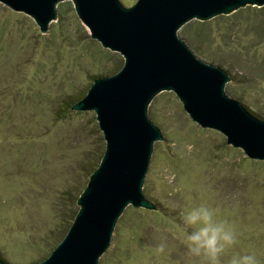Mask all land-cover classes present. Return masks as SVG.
Wrapping results in <instances>:
<instances>
[{"label": "rangeland", "instance_id": "obj_1", "mask_svg": "<svg viewBox=\"0 0 264 264\" xmlns=\"http://www.w3.org/2000/svg\"><path fill=\"white\" fill-rule=\"evenodd\" d=\"M58 5L62 13L42 33L31 16L0 3V260L7 264L42 261L67 233L106 147L95 111L72 106L100 74L124 64L91 37L72 1ZM240 9L181 29L198 52L232 67L237 76L227 89L264 107V6ZM198 30L206 37H194ZM151 106L167 136L155 142L146 194L163 205L123 211L106 264H264V160L193 121L173 91Z\"/></svg>", "mask_w": 264, "mask_h": 264}, {"label": "water", "instance_id": "obj_2", "mask_svg": "<svg viewBox=\"0 0 264 264\" xmlns=\"http://www.w3.org/2000/svg\"><path fill=\"white\" fill-rule=\"evenodd\" d=\"M72 1L91 37L124 57L100 74L72 108L93 110L106 141L97 169L77 200L79 211L61 242L36 264H106L116 223L128 206L163 205L146 194L155 142L167 136L153 120L152 99L173 91L201 127L264 160V107L226 88L232 67L197 51L182 27L264 0H0L31 16L45 33L60 2ZM152 201V202H151ZM0 264H7L0 260Z\"/></svg>", "mask_w": 264, "mask_h": 264}, {"label": "trees", "instance_id": "obj_3", "mask_svg": "<svg viewBox=\"0 0 264 264\" xmlns=\"http://www.w3.org/2000/svg\"><path fill=\"white\" fill-rule=\"evenodd\" d=\"M57 10H58V12H59V14H61L62 13V10H61V8H60V5H58L57 6ZM61 10V11H60ZM238 11H241V9L240 10H237V12H235L236 14L238 13ZM234 13V14H235ZM194 24H196V26H206L207 24H208V21H198V20H196V21H194L193 22ZM195 33L197 34H195V36L194 37H196V36H198L199 37V35L201 36V37H203V38H205L206 37V35L205 34H201V32H199V30L198 31H195ZM193 37V38H194ZM78 213V212H77ZM66 234V232L64 233V234H62L63 236H60V238L58 239L59 241L61 240V239H63V237H64V235ZM58 241V242H59ZM55 248V247H54Z\"/></svg>", "mask_w": 264, "mask_h": 264}]
</instances>
